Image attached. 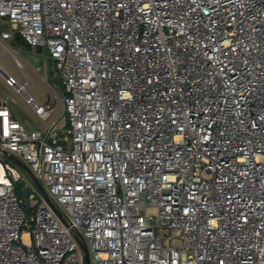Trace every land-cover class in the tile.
<instances>
[{"label":"built area","instance_id":"built-area-1","mask_svg":"<svg viewBox=\"0 0 264 264\" xmlns=\"http://www.w3.org/2000/svg\"><path fill=\"white\" fill-rule=\"evenodd\" d=\"M0 18L64 88L55 118L0 66L41 121L0 93V264H85L79 241L89 264H264V0H0Z\"/></svg>","mask_w":264,"mask_h":264},{"label":"rangeland","instance_id":"rangeland-1","mask_svg":"<svg viewBox=\"0 0 264 264\" xmlns=\"http://www.w3.org/2000/svg\"><path fill=\"white\" fill-rule=\"evenodd\" d=\"M9 31V25L6 20L0 18V30ZM16 60L20 61L21 68L16 66ZM0 66L19 83L24 81V71L27 81L26 92L38 103L43 104L47 101L55 107L54 117H58L62 110L61 92L64 91L61 81L58 78V71L53 64L41 57L36 50L19 43L16 39L11 42L0 41ZM0 93L5 98H13L15 103L11 104V111L16 119L26 130L34 129L41 125V121L34 114L33 109L23 98L16 95L13 90L7 88L3 79L0 77ZM21 173L29 179L28 173L21 169ZM20 188L17 189L19 194ZM28 219L31 217L28 214Z\"/></svg>","mask_w":264,"mask_h":264},{"label":"water","instance_id":"water-1","mask_svg":"<svg viewBox=\"0 0 264 264\" xmlns=\"http://www.w3.org/2000/svg\"><path fill=\"white\" fill-rule=\"evenodd\" d=\"M2 155L5 158H7L10 162H12L14 165H16L17 167H19L21 169H24L28 173L29 177L36 183L37 187L39 188L40 192L42 193L43 197L45 198V200L47 201V203L49 204V206L55 211V213H57L59 215L56 207L50 201V199H49L46 191L44 190V188L42 187V185L33 178L32 174L27 169V167L23 163H21L17 158H15L12 155H9V154H6V153H2ZM21 196H22V201H23V207L25 209H27L28 203H27V193H26V189H23L22 190ZM79 245H80V247H81V249H82V251L84 253L85 264H89V256H88L87 247L85 246V244H83L80 241H79Z\"/></svg>","mask_w":264,"mask_h":264},{"label":"trees","instance_id":"trees-1","mask_svg":"<svg viewBox=\"0 0 264 264\" xmlns=\"http://www.w3.org/2000/svg\"><path fill=\"white\" fill-rule=\"evenodd\" d=\"M14 39H16L19 43L24 44L23 40L19 36H15ZM62 93H64V91Z\"/></svg>","mask_w":264,"mask_h":264},{"label":"crops","instance_id":"crops-1","mask_svg":"<svg viewBox=\"0 0 264 264\" xmlns=\"http://www.w3.org/2000/svg\"><path fill=\"white\" fill-rule=\"evenodd\" d=\"M15 116V115H14Z\"/></svg>","mask_w":264,"mask_h":264}]
</instances>
